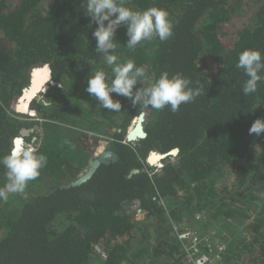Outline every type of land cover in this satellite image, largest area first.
<instances>
[{
	"label": "trees",
	"instance_id": "obj_1",
	"mask_svg": "<svg viewBox=\"0 0 264 264\" xmlns=\"http://www.w3.org/2000/svg\"><path fill=\"white\" fill-rule=\"evenodd\" d=\"M82 4L83 0H0V157L10 152L11 138L24 124L9 105L17 88L26 86V71L48 64L55 83L45 95L48 105L34 107L45 121L49 144L46 139L37 143L47 165L29 182L19 206L0 205V264H90L95 247H104V264H138L145 255L149 264H181L171 224L178 223L177 210L189 211L210 186L230 178L236 200L228 205L222 194L217 212L230 234L226 259L236 264L235 258L250 251L249 264H264V218L250 228V244L244 236L232 238V220L244 213L245 205L255 202L264 214V133L257 137L248 132L254 120L264 118V83L245 96L242 85L247 77L235 67L245 49L264 55V0H126L133 10H167L174 29L166 42L151 39L130 50L122 25L116 32L120 61L134 60L149 76L181 73L192 81L190 87L205 88L204 95L175 113L167 107H133L127 98L112 94L122 104L120 112H114L100 108L85 91L95 71H105L109 82L112 73L95 51L96 25ZM252 6L256 7L248 21L226 43L227 29ZM150 83L145 80L141 86ZM75 95L84 99L79 107L85 102L93 108L91 115L81 113L82 121H73L78 118L70 106ZM144 111L147 135L142 147L123 143L127 129ZM62 124L111 139L107 146L117 161L101 165L86 183L69 187L84 145L74 147L70 135L57 134ZM173 149H178L176 163L165 164L161 174L150 177L147 153ZM135 169L139 173L129 177ZM5 172L0 166L1 187ZM179 192L186 200L167 212L177 205ZM134 201L140 203L143 220L130 210ZM212 203L213 199L205 201L204 207L209 210Z\"/></svg>",
	"mask_w": 264,
	"mask_h": 264
},
{
	"label": "clouds",
	"instance_id": "obj_2",
	"mask_svg": "<svg viewBox=\"0 0 264 264\" xmlns=\"http://www.w3.org/2000/svg\"><path fill=\"white\" fill-rule=\"evenodd\" d=\"M82 5L85 14L96 25L92 33L96 40L95 51L103 57L112 73L110 82L103 70H97L87 78L85 91L98 101L100 108L120 112L122 104L112 96L116 94L130 100L133 107L156 111L167 107L175 113L182 104L205 94L203 86L190 87L192 81L181 73L170 76L168 72H162L158 77L155 74L149 76L144 66H136L132 59L121 62L116 54V32L122 25L126 27V47L130 50L151 39L168 41L173 36L174 25L167 10L158 7L133 10L126 6V0H83ZM235 67L243 70L247 77L242 93L245 96L255 94L259 84L264 83V55L259 50L245 49L239 54ZM149 79L150 84L141 86ZM248 132L257 137L264 133V118L254 120ZM47 162V156L39 152L38 145L14 144L7 155L0 157V166L6 169L0 201L6 202L10 195L26 196L29 182L40 176Z\"/></svg>",
	"mask_w": 264,
	"mask_h": 264
},
{
	"label": "rangeland",
	"instance_id": "obj_3",
	"mask_svg": "<svg viewBox=\"0 0 264 264\" xmlns=\"http://www.w3.org/2000/svg\"><path fill=\"white\" fill-rule=\"evenodd\" d=\"M256 6H257V4H256ZM255 7L252 6L250 9L247 8V11L240 18L237 19L235 24H233L231 26V28L227 29L226 34H225V37H226L225 42L227 40L228 42L231 43L232 40L234 38H236L237 27L241 26L242 24H245L248 21L250 15H251V12L254 10ZM222 42H224V40H222ZM52 84L53 85H51L50 88L55 86V83H52ZM80 101H84V99L80 100V98L77 97V95H75L74 99H72L70 101V106H71V108L73 107L72 108L73 116L77 115V117H78V118H73V121H78V119L80 121H82L81 119H82L83 115H81V113H86L88 115L89 114L91 115V113L93 111L92 106L88 103H85V102H84V105H81V107H79L78 105L80 104ZM34 117H36V116H34ZM25 122H27V121L25 120ZM36 123H38V122H36ZM132 124H134V122ZM62 125H64V126H62ZM62 125H60V127L57 129L59 130L60 133H62L63 136L70 135V138H72L76 143L75 146L73 145L74 147H77V145H79V147H80L81 145L85 144V141L80 143L81 142L80 136L82 135L80 133L92 134V136L90 134L87 135L91 138L90 143H92V144L89 143L90 147L87 149L88 145H84V148H82L83 150H88V152L90 154H92V152L95 151L97 147H99L100 150L102 149V151H103V149L108 147V146L103 145L104 141L109 142L111 140V139H108V137H106L105 135L97 136L96 134H93V133L88 132L86 130L73 129L68 124H62ZM101 140H104V141L101 143ZM87 142H89V140ZM167 160L176 163V157H171L169 159H166V161ZM79 164H82V165L79 167ZM86 165H87V160L81 158L77 167L81 170L80 172H83ZM154 165H156V163H154ZM148 168L150 169V166ZM151 168L153 169V171L155 170L154 167L151 166ZM232 183L233 182L230 178V179H226L224 181H221L217 184H214L213 186H210V184H209V186L212 188L209 190L207 189L205 191L204 195L199 197V204H197V203L193 204L190 207L189 211H187L184 208H182L179 212L177 210L178 223L185 224V227L182 226V228L189 227L191 229V231L194 233L193 234L194 236L191 238H195L197 247L201 250H205V252H207V254H209L212 258H215L216 262H218L220 264H232V261H228L226 259L225 253L224 254L220 253L218 250V247L221 245H223V246L225 245L227 247L228 242L230 241V234L228 233V230L222 228V222L220 221V219H218V214H217V212L219 211V207H220L219 197L222 194L224 195L223 197L225 198L224 203H227L228 205H231V203H233L234 200H236V198H235V196H233V194L236 193L235 190H237V189L232 185ZM224 188L225 189L227 188V190L229 189L230 191L225 193ZM210 191L212 193L211 195L208 194V192H210ZM24 197H25L24 195H10L9 199L6 202L10 206H17V205L19 206L22 203V199ZM176 197H177V201H178L177 205L175 204V205H172L170 208L168 207L169 211H167V212H170L172 208L173 209L174 208L176 209V207L178 208L180 203H182L186 200L185 193H182V192H179ZM212 199H213L214 203H212V205L210 206V209L207 210L204 207L205 206L204 202L210 201ZM239 199H243V198L240 197ZM1 202L5 203V201H0V205H2ZM131 209L132 208L130 207V210ZM192 209L194 210V212H192L193 211ZM135 210H136L137 220H143L145 217L144 213L138 212L139 207H137ZM259 210H260L259 205L255 202H250L249 205H245L244 213L243 212L240 213L239 217H237L238 220L237 219L232 220V225L234 228V230H233L234 232H232L233 233L232 234L233 240H234V237H239V236L243 237L244 236L246 238V244L251 243L253 238L249 235L250 234V232H249L250 228L257 221H258L257 223L262 222V220L264 218V214H261V212H259ZM197 214L200 215L199 220H195L193 218V216L197 215ZM173 223H175V222H173ZM178 223H176V224H178ZM184 230H186V229H184ZM173 233H174V237H175L176 234H175L174 230H173ZM154 238H155V235H154ZM190 239H189V241H190ZM176 240H177V236H176ZM152 242H154V241L151 240V243ZM100 248L104 251V247H100ZM180 253H181V257H182L181 264H187L185 256L183 255L181 250H180ZM97 254L98 253H96V256H94L93 259L90 261V264H104L105 259L103 258V256L99 255V254L97 255ZM249 255H251L250 251L243 252V256H241L242 258L241 257L235 258V259H237L236 264H249V261H248ZM245 256H246V259H244ZM149 258L150 257H148L146 255L141 256L138 264H140L142 262H143V264H149L150 263ZM165 261H166V263H168L167 260H165ZM154 262L156 264H161V262L159 260H156ZM152 264H153V262H152ZM162 264H164L163 261H162Z\"/></svg>",
	"mask_w": 264,
	"mask_h": 264
},
{
	"label": "water",
	"instance_id": "obj_4",
	"mask_svg": "<svg viewBox=\"0 0 264 264\" xmlns=\"http://www.w3.org/2000/svg\"><path fill=\"white\" fill-rule=\"evenodd\" d=\"M30 80H29V86L27 89H25L23 95L21 98L17 100V103L19 104L18 109H13L14 112L24 115L30 105V102L40 93L42 92L48 85L52 84V71L48 64H42L35 66L30 69ZM43 74V75H41ZM58 87H60L59 84H57ZM47 103H45L46 105ZM23 108V110H21ZM146 113L145 111L140 113V115L136 118L134 121V124H132L126 131L124 136V143L126 144H132L134 145L137 141H142L146 138V132L144 131V123L146 120ZM20 135L15 136L13 138V146L14 144L17 146H22L23 139L22 136L27 134V130L21 129ZM108 142H104L103 145L107 146ZM178 154V149H173L171 151H151L149 152L148 156L145 159V163L149 166H153L151 159H155L159 162H163L168 158L176 157ZM154 157V158H153ZM118 159V156L112 152L109 149L103 150L102 153H100L95 159H93L86 170V172L81 175L76 181H73L71 183V187L80 186L81 184L86 183L91 179V177L94 175L96 170L100 167V165H109L110 163H115ZM179 170V169H178ZM139 170L135 169L132 170L129 173V177L138 174ZM161 174V173H160ZM136 206H139V201H134ZM139 213H141V209L138 210Z\"/></svg>",
	"mask_w": 264,
	"mask_h": 264
},
{
	"label": "flooded vegetation",
	"instance_id": "obj_5",
	"mask_svg": "<svg viewBox=\"0 0 264 264\" xmlns=\"http://www.w3.org/2000/svg\"><path fill=\"white\" fill-rule=\"evenodd\" d=\"M30 71H26V76H27V80L24 78V81H25V83L27 82V84H26V86H22V87H18L17 88V90H16V93H14V96L11 98V100H10V105H9V107H10V109H18V106H19V104L17 103V100L19 99V98H21V96L23 95V93H24V91H25V89H27L28 88V86H29V80H30V73H29ZM53 83V82H52ZM51 85H53V84H50V85H48V87H46L42 92H40L33 100H32V102H30V105H29V108H28V110H27V112L24 114V115H21L22 116V118L21 119H24L23 120V122H24V124H23V127H24V129H26L27 130V134L26 135H23L22 136V139H23V143H22V145H24V144H33V145H37L39 142H41L42 144H44L43 142H45V135H44V125H43V123L45 122L41 117H42V115L41 114H39L38 113V111H36V109L34 108L36 105H44V106H47L48 105V103L46 102V100H45V95H46V93H47V91H49L50 90V86ZM45 102L47 103L46 105H45ZM21 110H23V108H21ZM25 110V109H24ZM23 110V111H24ZM16 113V112H15ZM16 114H18V113H16ZM18 115H20V114H18ZM34 116H36V117H34ZM25 120L27 121V122H25ZM33 120V121H32ZM36 122H38V123H36ZM38 124V125H37ZM37 125V126H36ZM23 127L21 126V128L19 129V131L17 132V136L18 135H20V130L21 129H23ZM58 131L59 130H57V134H58ZM80 134H82L81 136H80V139H81V141H85V144L84 145H88V147H87V149L90 147V144H92V143H90L91 142V138L89 137V136H87V135H89L90 133H80ZM91 136H92V134H90ZM15 136H13L12 138H11V149L13 148V138H14ZM89 140V142H87ZM145 140V139H144ZM144 140H142V141H144ZM39 141V142H38ZM46 141L48 142V140L46 139ZM104 140H101V143L103 142ZM38 142V143H37ZM104 142H107V141H104ZM141 141H137V142H135L134 143V145L135 146H137V148H139V147H142V145H141V143H140ZM46 143V142H45ZM54 143V142H53ZM90 143V144H89ZM48 144H49V142H48ZM38 146H40V144H38ZM97 147V146H96ZM106 149H108V147L107 148H105V149H103V150H106ZM82 152H83V159H86L87 160V165L85 166V169H84V173L86 172V170H87V168H88V166H89V163L93 160V159H95L100 153H102V149L100 150V148L99 147H97L96 148V150L95 151H93L92 152V154H90V153H88V152H86V151H84V150H82ZM113 152V151H112ZM149 152H151V151H149ZM149 152L147 153V155H146V157L148 156V154H149ZM146 157H145V159H146ZM153 160H155V159H152V163H153ZM82 164H79V167L81 166ZM78 166V165H77ZM101 166V165H100ZM79 169V168H78ZM81 170L79 169V171H78V173L76 174V176H75V179L73 180V181H76L81 175H83L84 173L83 172H80ZM160 172V171H159ZM161 173V172H160ZM72 181V182H73ZM71 182V183H72ZM71 183L69 184V187H71ZM140 206V205H139ZM138 206V207H139ZM131 208L133 209L134 208V210L137 208L136 207V204L133 202L132 203V205H131ZM140 208V207H139Z\"/></svg>",
	"mask_w": 264,
	"mask_h": 264
},
{
	"label": "built area",
	"instance_id": "obj_6",
	"mask_svg": "<svg viewBox=\"0 0 264 264\" xmlns=\"http://www.w3.org/2000/svg\"><path fill=\"white\" fill-rule=\"evenodd\" d=\"M23 121V119H21ZM124 142V141H122ZM169 159V158H168ZM167 163H174L171 162L169 160H165L163 162H160L159 164L153 165L152 167H154V171L150 166V170L149 172V176L151 177L153 174L158 173L165 164ZM152 169V170H151ZM159 203H162V200H159ZM195 220H199L200 219V215L197 214L194 216ZM173 229L175 231V234L177 236V240L179 241V245H180V250L182 251L183 255L185 256L186 259V263L187 264H220L218 262H216L215 258H212L209 254H207V252H205V250H201L197 247L196 244V240L195 238H191L193 237L194 233L191 231V229L189 227L186 228H182L185 227V224H181V223H173L171 222ZM186 229V230H184ZM191 238V239H190ZM190 239V241H189ZM218 250L220 253H225L226 251V246L221 245L218 247ZM95 252L98 253L99 255H102L103 258L106 257L105 252L100 248V247H95Z\"/></svg>",
	"mask_w": 264,
	"mask_h": 264
},
{
	"label": "bare ground",
	"instance_id": "obj_7",
	"mask_svg": "<svg viewBox=\"0 0 264 264\" xmlns=\"http://www.w3.org/2000/svg\"><path fill=\"white\" fill-rule=\"evenodd\" d=\"M41 75H43V74H41ZM154 163H158V161H157V160H153V164H154Z\"/></svg>",
	"mask_w": 264,
	"mask_h": 264
}]
</instances>
